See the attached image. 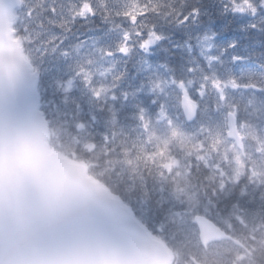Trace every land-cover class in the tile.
Returning a JSON list of instances; mask_svg holds the SVG:
<instances>
[{
    "label": "snow or ice",
    "instance_id": "obj_1",
    "mask_svg": "<svg viewBox=\"0 0 264 264\" xmlns=\"http://www.w3.org/2000/svg\"><path fill=\"white\" fill-rule=\"evenodd\" d=\"M253 60L264 0H0V264H202L201 218L252 264L264 169L213 160L209 184L198 153L239 116L234 93L264 97V74L235 72ZM173 140L197 153L181 171L162 159ZM241 183L259 204L225 203Z\"/></svg>",
    "mask_w": 264,
    "mask_h": 264
},
{
    "label": "rangeland",
    "instance_id": "obj_2",
    "mask_svg": "<svg viewBox=\"0 0 264 264\" xmlns=\"http://www.w3.org/2000/svg\"><path fill=\"white\" fill-rule=\"evenodd\" d=\"M256 61L257 60H253L247 64L237 66L235 69L237 77L245 82L249 80H260L261 75L264 74V69L257 67ZM241 69H243L242 76ZM232 102L238 103L240 106V113L238 116L239 128L245 138L248 153L243 156L235 144L227 139L226 116L217 117L218 127L216 130L221 133V136L216 148L211 151L198 153V155L203 156V159L199 160L198 163L201 165L202 173L209 178L206 181L209 184H211L214 179L212 176L213 168L211 167L213 160H221L230 174L235 175L236 171H239L242 177L246 176L247 173L251 171L253 160H255L256 168L264 169V151H262V149H264V97L252 96L247 92L234 93ZM208 103L211 105V100H209ZM242 120L247 126L241 127ZM152 128L161 139L167 137V129H165L162 123L154 121ZM187 130L191 132L194 130V126L188 125ZM156 143H158V141L154 140L153 144ZM171 147L174 153L173 157L170 159L168 154L165 153L162 159L164 162L169 163L174 171H181L185 160L188 159V153L192 152V145L189 143L181 144L177 140H173ZM192 155L195 157L197 153L192 152ZM206 161L208 162L207 164L205 163ZM178 179L180 178L178 177ZM237 187L239 188V185ZM255 187L256 185H252L251 183L242 184L241 188L248 194L242 197V199H247L244 202L243 208L253 207V204L249 203L252 197L256 198V204L260 203V191L257 190L254 192L253 189ZM221 226L230 230L226 224H221ZM258 240H264V237H258ZM241 241L244 242L243 240ZM253 247L255 248V252L251 256L252 264H264V244L258 242L254 244ZM237 249L238 247L232 244H215L212 246L208 255L201 257L202 264H232Z\"/></svg>",
    "mask_w": 264,
    "mask_h": 264
},
{
    "label": "water",
    "instance_id": "obj_3",
    "mask_svg": "<svg viewBox=\"0 0 264 264\" xmlns=\"http://www.w3.org/2000/svg\"><path fill=\"white\" fill-rule=\"evenodd\" d=\"M229 129L232 132V135L228 137L230 139H234L237 141L238 145L242 147V139L238 134L237 130V120L234 117H229ZM200 229H201V238L208 241H220L224 240V231H222L219 227L213 224L209 220H204L201 218L199 221ZM149 264H165L163 258H157L153 261H150Z\"/></svg>",
    "mask_w": 264,
    "mask_h": 264
},
{
    "label": "trees",
    "instance_id": "obj_4",
    "mask_svg": "<svg viewBox=\"0 0 264 264\" xmlns=\"http://www.w3.org/2000/svg\"><path fill=\"white\" fill-rule=\"evenodd\" d=\"M162 58H163V56L161 55L160 59H162ZM233 200H235V198H231L230 200L225 201V203L230 204Z\"/></svg>",
    "mask_w": 264,
    "mask_h": 264
}]
</instances>
